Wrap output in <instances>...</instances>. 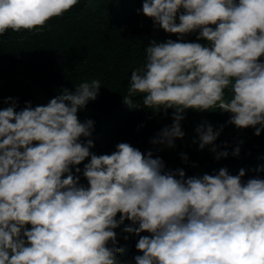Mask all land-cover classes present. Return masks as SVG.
Listing matches in <instances>:
<instances>
[{
    "label": "clouds",
    "instance_id": "obj_1",
    "mask_svg": "<svg viewBox=\"0 0 264 264\" xmlns=\"http://www.w3.org/2000/svg\"><path fill=\"white\" fill-rule=\"evenodd\" d=\"M78 3L0 0V35L38 31ZM137 11L180 37L153 40L144 49L146 62L131 72L125 98L129 107L139 94L153 113L173 110L171 125L150 140L157 151L184 138L186 110L229 113L239 135L246 128L257 137L264 132V0H143ZM194 32L207 43L183 40ZM100 88L99 79L85 80L47 104L29 102L19 111L18 98H6L10 106L0 110V264H126L114 231L126 220L123 239L139 237L135 264H264V156L245 181L244 169L186 177L183 169L166 170L152 150L145 154L126 142L96 155L94 121L81 122L78 112ZM223 127L202 122L193 143L217 160L226 158L228 151L215 145ZM239 153L237 146L232 155Z\"/></svg>",
    "mask_w": 264,
    "mask_h": 264
},
{
    "label": "trees",
    "instance_id": "obj_2",
    "mask_svg": "<svg viewBox=\"0 0 264 264\" xmlns=\"http://www.w3.org/2000/svg\"><path fill=\"white\" fill-rule=\"evenodd\" d=\"M142 3L143 0H79L72 10L51 18L38 31L8 30L0 35V110L10 106L5 104L8 97L18 98L16 110L19 111L29 102L33 107L47 104L64 89L74 90L85 80L99 79L101 88L97 98L78 112L81 122L94 121L93 153L111 154L118 143L126 142L145 154L152 150L154 158L158 155L164 161L166 170L183 169L186 177L215 174L221 168L237 175L244 169L246 181L252 166L264 156V132L257 137L255 129L246 128L240 136L241 129L228 123L229 113L218 109L208 110V114L186 110L181 122L185 136L195 132L202 122L215 128L223 125L215 145L218 151L227 150L229 155L217 160L209 148L192 149L185 136L175 142V148L157 151L150 140L164 126L171 125L173 110L169 109L167 115L153 113L143 107L139 94L131 97L132 107L125 103L131 72L146 62L144 49L153 40L180 39L155 27L142 11L138 14ZM197 36L198 32H194L183 40L207 43L198 41ZM237 146L240 153L233 156ZM182 154L187 155V162L182 160ZM84 163L87 160L78 166L81 170ZM78 182L87 186L82 175ZM130 223L126 220L114 231L117 247L122 250L120 258L126 264H135V256L142 254L135 248L139 237L132 235L127 241L123 239V228Z\"/></svg>",
    "mask_w": 264,
    "mask_h": 264
},
{
    "label": "rangeland",
    "instance_id": "obj_3",
    "mask_svg": "<svg viewBox=\"0 0 264 264\" xmlns=\"http://www.w3.org/2000/svg\"><path fill=\"white\" fill-rule=\"evenodd\" d=\"M185 139L190 142L192 149L198 147V144L193 143V141L196 139V134L190 133L189 135L185 136ZM215 143H216V141H215Z\"/></svg>",
    "mask_w": 264,
    "mask_h": 264
}]
</instances>
